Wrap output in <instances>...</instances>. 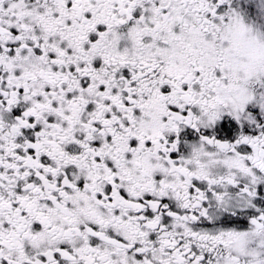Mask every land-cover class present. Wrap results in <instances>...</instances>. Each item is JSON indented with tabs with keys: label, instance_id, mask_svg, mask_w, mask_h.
<instances>
[{
	"label": "snow or ice",
	"instance_id": "snow-or-ice-1",
	"mask_svg": "<svg viewBox=\"0 0 264 264\" xmlns=\"http://www.w3.org/2000/svg\"><path fill=\"white\" fill-rule=\"evenodd\" d=\"M0 264H264V0H0Z\"/></svg>",
	"mask_w": 264,
	"mask_h": 264
}]
</instances>
